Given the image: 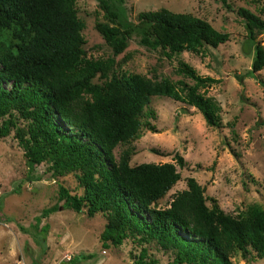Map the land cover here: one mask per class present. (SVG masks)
I'll list each match as a JSON object with an SVG mask.
<instances>
[{
	"label": "trees",
	"instance_id": "obj_1",
	"mask_svg": "<svg viewBox=\"0 0 264 264\" xmlns=\"http://www.w3.org/2000/svg\"><path fill=\"white\" fill-rule=\"evenodd\" d=\"M99 0L103 19L95 23L112 53L92 57L83 44L85 21L75 0H0V135H6L15 117L27 121L15 136L30 165L45 157L58 174L79 170L82 194L60 185L64 208L89 215L101 211L106 218L102 244H121L127 237L154 240L172 252L167 264H235L236 253L247 259L264 256V203H251L235 214L225 212L214 197L207 203L204 187L193 177L177 190L169 205L154 203L180 178L175 162L144 161L129 164V149L116 158L114 148L137 135L142 114L155 95L194 105L210 126H220V104L200 88L216 78L198 73L179 60L173 80L167 75L150 77L122 69L116 58L137 39L160 58L183 50L203 53L228 38L208 20L187 11L168 8L137 13V21L123 20L118 4ZM237 13L251 40L264 31V18L245 6ZM251 71L264 67V47L254 43ZM188 78L189 80H187ZM154 116V111L148 113ZM155 131V127L147 124ZM54 203L41 215L57 210ZM37 217V219H39ZM43 232L47 226L41 227ZM145 247L132 264L143 260Z\"/></svg>",
	"mask_w": 264,
	"mask_h": 264
},
{
	"label": "rangeland",
	"instance_id": "obj_2",
	"mask_svg": "<svg viewBox=\"0 0 264 264\" xmlns=\"http://www.w3.org/2000/svg\"><path fill=\"white\" fill-rule=\"evenodd\" d=\"M75 4L85 21L86 54H111V46L95 26L103 19L99 0H75ZM118 6L122 19L132 23L141 10L191 12L225 31L228 38L206 47L203 53L183 50L170 58H160L137 39L129 41L116 56L123 60L122 69L176 80L181 75L175 67L184 60L198 73L216 78L200 91L218 101L222 123L210 126L194 105L155 95L141 116L143 124L137 135L115 146L116 158L123 149L130 151V165L175 162L176 153L183 156V165L176 164L180 178L154 203L157 207L168 206L173 194L187 186L189 176L204 187L207 203L214 197L225 212L235 214L251 203H264V67L251 71L254 43L264 47V31L251 40L236 11L245 6L264 18V0H123ZM150 110L154 116L148 114ZM4 117L0 116V125ZM147 124L156 130L148 129ZM17 126L26 130V119L16 116L15 125L0 135V264H58L62 260L132 264L141 247L146 249L143 260L153 259L152 264H167L172 259V252L154 240L139 241L130 236L121 244L104 246L100 238L106 222L103 213L89 215L85 204L80 211L64 208L63 199L58 197L60 185L71 193L84 192L76 176L79 170L58 174L49 157L30 165L15 136ZM54 203L60 204L59 208L42 216V209ZM43 225L47 226L45 232ZM231 259L235 264H264V256L247 260L236 253Z\"/></svg>",
	"mask_w": 264,
	"mask_h": 264
},
{
	"label": "water",
	"instance_id": "obj_3",
	"mask_svg": "<svg viewBox=\"0 0 264 264\" xmlns=\"http://www.w3.org/2000/svg\"><path fill=\"white\" fill-rule=\"evenodd\" d=\"M58 264H73L71 261L62 260Z\"/></svg>",
	"mask_w": 264,
	"mask_h": 264
}]
</instances>
